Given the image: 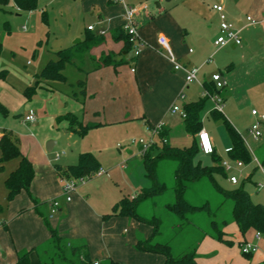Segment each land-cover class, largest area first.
<instances>
[{"label":"crops","instance_id":"0c3cea01","mask_svg":"<svg viewBox=\"0 0 264 264\" xmlns=\"http://www.w3.org/2000/svg\"><path fill=\"white\" fill-rule=\"evenodd\" d=\"M83 1L87 3L90 0ZM103 2H108L109 6H106L105 14L110 13L111 18L109 20L110 22L114 21V24L107 30L108 32L103 28L106 19L103 18L104 12L100 9L99 17L103 22L99 23V29L95 26L94 31H89L88 29L84 37L79 39V44L85 40L89 33L97 37H103L104 41L100 46L94 47L90 53L79 58L81 62H79L78 67L81 69L77 66L68 65L64 70L66 80L63 82L38 79L37 76L39 74L35 75L37 78L36 83L39 82L36 94L46 92L45 97L48 107L51 106L48 113L51 122L59 121V118L72 114L78 117L79 123L83 126L88 124L99 125V127L90 130L89 133L110 126H126L127 129L130 126L134 129H149L151 131L150 129L156 126L154 124L159 122V124H164L169 134L171 127L165 122L171 114L170 109L182 92L187 97L191 95L190 86L192 84L198 83L205 93V85H213L212 76L221 73L227 85L220 94L223 96L224 102L233 101L235 103L237 102V63L246 65L248 72L249 70L256 71L258 68L264 67V0H218L214 4L224 6L225 13L230 21L239 25V27H242L243 23L245 25L241 32L243 44L241 46L229 45L224 48H217L214 45L220 26V15L213 9L214 5L211 7L207 26L202 24V29L215 30L216 35L209 40H206V37L201 38V36H204V30L200 35L192 37L172 17H170V26H161L162 28L159 27L160 29L153 30L152 23L154 17L150 14L146 16L141 15L142 13H147L146 7L137 8L136 22L141 40V53L138 57L134 55L133 46L130 52H128L125 50V43L123 41L117 42L113 39V33L126 23V6L132 7L126 4V2L125 5L114 4L110 0H103ZM93 3L94 1H92L91 6ZM158 6L161 8L160 13L163 12L161 5ZM164 12L167 13L166 10ZM43 15L44 19L47 20L45 11ZM248 15L253 16L260 23L255 25L247 24L246 16ZM206 20L203 21L206 22ZM100 30H104L106 34L100 35ZM161 35L168 38L171 49L181 65L188 70L194 68L198 70V81L187 86V73L184 70L174 71L166 52L159 48L158 37ZM79 44L74 43L72 46ZM191 50L192 52H190ZM59 51L55 53L56 59L50 61L58 60L57 53ZM109 54H112L116 61H126V64L117 67L100 65V58ZM211 64H213L211 66L213 68L207 69ZM70 66H73L77 71L73 81L65 73ZM222 69L228 73L229 78L223 74ZM59 82L67 84L68 88H64V91L66 90L67 93L64 94L61 89L54 87ZM204 93L200 99L205 97ZM60 95H63L64 99L60 105L55 104L54 98L57 96L60 98ZM191 102L195 101L185 103ZM30 109H39V104L35 100L32 101ZM34 115L37 123H26L24 121L25 118L23 122L28 125L36 123L37 126L33 127L36 131L40 129V126L44 122V115L38 116L36 113ZM262 118L260 119L261 122ZM59 122L61 123V128L70 132V137L74 138L75 135H79L78 131H71L69 129L70 122L68 120L63 119ZM2 136L3 134L0 132V139ZM21 137V144L18 138L19 145L24 149L23 142L25 138L22 135ZM59 137V135L52 136L55 140V142H49V144L53 143L52 151L58 145ZM49 138L51 137H47L46 139ZM38 146L42 152H45L42 139ZM228 148L230 151V139ZM87 152L93 153L101 163V168L104 167L101 156L92 151H85L76 155V163H68L64 168L67 169L70 166L76 165L79 156ZM26 153V151L23 152L24 155ZM215 153L223 161L216 146ZM202 157L210 156L202 155ZM29 158L32 160L29 159L35 169V178L31 185V196L26 192H22L13 201L9 202L7 200L8 191L5 181L18 168L19 160L4 164V170L0 172V206L2 208L0 210V220L6 222V226L0 231V264H15L20 254L43 246L50 240V232L43 225V217H40L35 211L33 199L37 200L40 205L38 207L39 212L46 217L50 211L49 204L51 200L57 197H59L61 203L60 211H64L63 209L65 208L68 217L66 219H61L60 217L52 219V226L56 229L68 231L69 237L75 241H84L89 247L91 257L95 258L96 261L110 258L122 262L124 259L127 260L136 255L133 246H136L139 238L135 235V231L129 239L121 238L120 233H128L127 228L131 225L132 221L136 223L135 225L139 222L124 217H113L104 221V215H108L109 213L105 214L87 205L78 195L75 198L72 195L71 202H66L62 196L61 177L59 174L57 175L58 171L55 172L56 170H54L49 161L45 163L37 162L31 154H29ZM72 160L74 161L75 158L73 157ZM124 164L122 168H125ZM7 165H10V167ZM139 169L138 179H144L146 177L144 160ZM106 172L102 177L107 176V178H111V169L108 168ZM143 187H147V185L143 184ZM257 202L264 205V196ZM76 211L82 212L84 216L83 227L80 229H77L73 223L72 216ZM224 232L227 234V239L233 242V245L229 246L211 237H206L197 249L198 264H264V236L258 240L255 230H250L243 235L238 225L236 230H229L226 227ZM146 234H148V238L151 236V232L149 231H146ZM245 243L257 246L258 250L249 256H245L242 253V246ZM30 260L31 264H41L36 252L31 254ZM160 262L161 260H159Z\"/></svg>","mask_w":264,"mask_h":264},{"label":"rangeland","instance_id":"374dc122","mask_svg":"<svg viewBox=\"0 0 264 264\" xmlns=\"http://www.w3.org/2000/svg\"><path fill=\"white\" fill-rule=\"evenodd\" d=\"M92 1L94 3L91 6ZM217 1L125 0L126 4L132 8L146 7L147 13L141 15L150 14L154 17L153 28L151 27L153 30L160 29L161 26H170V17H172L192 37L200 35L204 30V36H201V38L206 37V40L216 35L213 29H202V24L207 26L211 7ZM158 5H161L163 12L160 13L161 8ZM106 6H109L108 2H103V0H90L87 3L83 0H41L37 10L28 12L18 9L13 2L0 5V43L3 46L0 57V72L6 71V77L4 79L0 77V104L7 110V115L0 110V132L2 134L11 133L15 138L20 139V144L22 143L21 135L24 136V149L20 145L21 152L26 151L25 156L28 159H30L29 154H31L33 159L40 163L49 161L56 170L55 172L58 168L64 170L65 165L68 163H76V155L80 152L92 151L101 156L103 168L105 170L111 169V178H107V176L92 178L80 185L73 195L74 198L78 195L87 205L105 214H111L113 207L123 197L132 199L142 189L152 186V183L146 177L138 179L139 168L144 160L143 156L139 155V149L141 148V142L150 141L151 131L149 129H134L129 125V129L126 126H110L93 130L94 132L91 131L85 138L79 135L72 138L69 131L61 128L59 121H50L48 113L51 106L48 107L45 97L46 92L36 94L31 100H28L24 93L26 88L36 85L37 78L35 75L40 74L50 60L56 59L55 53L57 51L74 45L77 40L84 37L91 25L99 29V23L103 22L99 17L100 9L104 12L103 18L106 19L103 28L107 31L112 27L114 21L110 22L109 12L106 13L107 15L105 14ZM165 10L167 13L164 12ZM44 11L47 14V20L44 19ZM205 19H207L206 22L203 21ZM77 59L79 64L81 61L79 58ZM237 64V102H224L223 118L229 121L243 136L253 160L251 163L245 164L241 170L234 168L226 172V178L218 177L217 180L224 189H234L243 185L251 199L258 203L257 201L264 196V118H262L264 117V67L248 72L246 65ZM211 66L213 64L207 69L213 68ZM221 71L229 78L224 69ZM65 73L73 81L77 71L73 66H70ZM54 87L61 89L64 94L67 93L66 90L64 91V88H68L67 84L59 82ZM190 87L191 95L186 96L185 100L180 103L197 101L203 96L204 90L199 87L198 83H194ZM63 95H60V98L55 97L54 103L60 105L64 99ZM220 96L223 98L221 94ZM34 100L39 104L37 110L30 109V103ZM213 105L210 100L206 104L202 114L203 128L210 133L222 160H228L233 164V160L228 155L229 137L224 121L214 119L212 112L215 107ZM253 109L259 112L258 117L252 115ZM35 113L38 116L44 115V122L40 129L36 131L33 127L37 126V122L32 125L23 122L27 115ZM261 118L263 137L260 140H255L249 130ZM165 123L171 127L168 135L172 147L184 148L192 144L194 138L185 132L183 119L179 115L170 114ZM158 124L159 122L154 125ZM164 131H166L165 127ZM58 135L60 136L58 145L52 152H48L49 142H55L52 136ZM47 137L51 138L46 139ZM41 139L45 152H42L38 146ZM133 141L136 143L133 144ZM155 141L159 147L152 149L151 156H156L163 145L161 139L156 138ZM73 157L75 158L74 161L72 160ZM210 158L201 156L204 164H211ZM255 158H258L261 166L258 165ZM12 161H15V159L6 163ZM123 163H125V168H122ZM7 166L10 167V165ZM175 169L176 165L173 161H164L159 166L160 179L170 188L174 185ZM232 175L238 176L240 179L239 185L235 186L230 183L228 178ZM141 183L147 185V187H143ZM259 184H262L263 187L259 188ZM187 198L199 205L210 202L214 207L219 206L224 200L207 179L197 184H189ZM54 199L59 200V197ZM173 200L172 190H170L166 196L159 199L157 207L154 206L153 201L148 200L139 206L138 213L147 219H151L155 215L162 217V232L167 238L174 237L172 241L173 254L177 256L192 250L198 243L201 233L199 229L193 226H189L180 233L175 230L176 218L164 209V205L171 203ZM49 206L50 211L46 217L51 226L52 219L57 217L66 219L68 217L65 208L62 212L58 210L51 217V202ZM231 209L232 204L230 202L225 203L219 217L228 220L227 228L229 230H236L237 225L231 219ZM72 218L77 229L83 227L84 216L82 212L76 211ZM195 220L199 223L200 229H208L209 221L204 216H197ZM135 224L132 221L127 228L128 233L121 232L120 237L129 239L134 231L139 239L148 238L146 231L151 232L152 235L153 228L149 225L144 223ZM43 225L48 231L44 219ZM52 228L56 229L53 226ZM56 230L67 241H75L69 237L68 231ZM133 248L135 249V256L117 262L120 264H165L166 259L163 255L138 251L136 246H133ZM92 259L95 260V258ZM159 260H161L160 263Z\"/></svg>","mask_w":264,"mask_h":264},{"label":"trees","instance_id":"16d2710c","mask_svg":"<svg viewBox=\"0 0 264 264\" xmlns=\"http://www.w3.org/2000/svg\"><path fill=\"white\" fill-rule=\"evenodd\" d=\"M40 0H0V5H7L14 2L15 6L22 11H34L38 8ZM113 39L117 42L125 43V50L130 52L132 44L129 41V35L124 31L123 27L118 28L113 33ZM103 37H97L92 33L85 38L81 44L61 50L57 53L58 60L50 61L46 67L37 76L38 79L47 81L66 80L64 70L68 65L78 67L77 58L88 54L94 47L103 44ZM2 44L0 43V57L2 54ZM99 64L103 66H121L125 65L126 61H116L112 54L102 56ZM80 68V67H78ZM81 69V68H80ZM1 78L6 77V71L0 72ZM28 87L25 90V96L28 100L33 99L36 95L37 86ZM214 85V84H213ZM206 84L205 89L209 93L217 92L215 86ZM208 97L199 99L198 101L185 103L184 109L187 113L186 119L183 120L185 132L194 138L189 147L177 148L170 145V139L167 131L161 133V137L167 139V143H163L160 152L156 156H151V151L158 148V144L153 146L144 156V166L146 178L150 180L152 186L149 189L142 190L136 197L129 199L123 197L117 203L113 212L104 215L103 220H109L113 217H124L135 220L139 223H144L153 228V233L148 239H139L136 244L138 251L146 253L161 254L165 257V264H198L197 249L199 244L206 237H211L216 241L225 243L229 246L233 245L230 239H227V234L224 229L228 225V220L221 219L219 214L224 207V204L230 202L232 204L231 219L235 222L241 233L245 235L250 230H255L264 236V205L255 203L243 185L234 189H224L219 184L217 178H226V171L221 166V158L215 154L210 156L211 164H204L201 156L197 135L203 129L202 114L206 107ZM0 110L7 115L6 108L0 104ZM215 120H223L224 125L231 142L229 157L233 161H242L244 164L252 162L253 157L250 153L243 136L237 129L226 119L222 113L212 112ZM70 122L69 129L78 131L79 136L85 137L90 130L99 127V125L88 124L83 126L79 123L78 117L68 114L61 120ZM78 129V130H77ZM0 172L4 170V164L11 160H19L18 168L13 171L5 181L8 191L7 200L13 201L22 192H26L31 196V185L35 178V169L32 162L21 152L19 139L15 138L11 133H4L0 139ZM200 155V157H199ZM164 161H173L176 165L174 172V185L170 188L165 182L160 179L159 166ZM101 169V163L98 158L90 152L83 153L79 156L76 165L70 166L65 170L58 168L60 177L67 178H85L91 177ZM207 179L214 190L223 197V202L214 207L210 202H205L201 205L191 202L187 198L189 184H197L202 180ZM172 190L174 200L171 203L164 205V209L177 220L174 227L178 233L184 231L189 226L196 227L200 230L201 236L196 246L180 255L173 254L172 241L173 238L165 237L162 232L163 219L160 216H153L147 219L138 213V208L144 202L151 200L154 206H158L159 199L166 196ZM33 199V198H32ZM34 209L40 217H43L44 222L50 232V240L43 246L33 248L31 251L24 252L19 255L15 264H31L30 256L36 252L41 264H120L119 262L107 258L102 261L93 260L89 247L84 241H67L58 230L52 228L48 218L44 217L38 210L40 206L37 200L33 199ZM0 206V210H1ZM24 212V211H23ZM197 216H204L209 221V227L206 230L199 228V223L195 220ZM249 256V255H248Z\"/></svg>","mask_w":264,"mask_h":264},{"label":"built area","instance_id":"2783aa9c","mask_svg":"<svg viewBox=\"0 0 264 264\" xmlns=\"http://www.w3.org/2000/svg\"><path fill=\"white\" fill-rule=\"evenodd\" d=\"M114 4H123L125 5L124 0H110ZM213 9L217 11L220 15V26H219V34L214 42V45L217 48H224L229 45H235V46H241L243 44V38L241 36V32L244 28V23L242 27H239L236 23L230 21L225 13V8L221 4H217L213 6ZM136 15H137V8H129L126 6V23L123 26L124 31L129 35V41L134 47V55L138 57L141 53V40L138 32V25L136 22ZM246 22L247 24H259L260 21L256 20L253 16L248 15L246 16ZM94 26L89 27V31H94ZM100 35H105L106 32L104 30L99 31ZM158 45L159 48L164 50L168 56L169 61L173 65L174 71H185L186 74V85L189 86L192 83L198 81V70L197 69H190L188 70L186 67L181 65L175 56L174 52L171 49L170 42L168 38L164 35H161L158 37ZM192 52V50L190 51ZM212 83L214 84L217 92L215 93H209L205 89L204 96L208 97L210 101L214 104V111L218 113H222L224 111V99L220 96V92L225 89L227 83L223 78V75L221 73L215 74L212 76ZM186 98L185 94L182 92L178 98L176 103L171 107L170 113L172 115H179L183 120L186 119L187 113L184 109V104L180 103L184 101ZM253 116H259L258 112L256 110L252 111ZM26 123H34L36 122V117L34 114H29L25 117L24 120ZM261 120H258L256 123L252 125L249 132L252 135V137L255 140H260L263 137V133L261 131ZM151 138L149 142H141V148L139 151V155L144 156L150 149L155 146L157 143L155 141L156 138L161 139L162 143H167V139L161 137V133L164 131V124L160 123L151 129ZM198 144L200 151L205 156H212L215 154V145L213 142V139L208 131L205 129H202L199 134L197 135ZM136 142L133 141V144ZM246 143V142H245ZM254 156V154H253ZM256 162L259 166H261V163L259 162L258 158H255ZM232 164L228 160L221 161V166L224 168L226 172L231 171L232 169L236 168L237 170H241L245 164L242 161H233ZM107 172L104 169H100L97 173L92 175L91 177H85V178H67V177H61L60 178V184L62 189V196L65 198L66 202H71L72 195L76 192L78 187L84 183H86L88 180H91L92 178L102 177ZM229 181L232 185H239L240 179L236 175H232L229 177ZM263 185L259 184V188H262ZM51 207H52V215L61 208V203L59 200L54 199L51 201ZM6 226V222L0 220V231ZM256 238L260 240L262 238V235L260 233H257ZM258 250V247L251 244V243H245L242 246V252L245 255H251L255 253ZM98 264V263H95Z\"/></svg>","mask_w":264,"mask_h":264},{"label":"water","instance_id":"95a60500","mask_svg":"<svg viewBox=\"0 0 264 264\" xmlns=\"http://www.w3.org/2000/svg\"><path fill=\"white\" fill-rule=\"evenodd\" d=\"M80 43V41L79 40H77L76 42H75V44H79ZM47 149H48V151H52V149H53V143H50L49 145H48V147H47Z\"/></svg>","mask_w":264,"mask_h":264}]
</instances>
